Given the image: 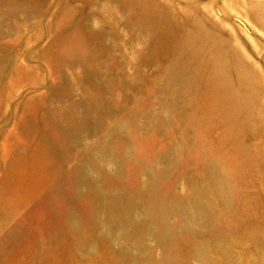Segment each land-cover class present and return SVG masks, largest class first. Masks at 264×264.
<instances>
[{
    "label": "rangeland",
    "instance_id": "374dc122",
    "mask_svg": "<svg viewBox=\"0 0 264 264\" xmlns=\"http://www.w3.org/2000/svg\"><path fill=\"white\" fill-rule=\"evenodd\" d=\"M0 264H264V0H0Z\"/></svg>",
    "mask_w": 264,
    "mask_h": 264
},
{
    "label": "bare ground",
    "instance_id": "6f19581e",
    "mask_svg": "<svg viewBox=\"0 0 264 264\" xmlns=\"http://www.w3.org/2000/svg\"><path fill=\"white\" fill-rule=\"evenodd\" d=\"M260 200V199H259ZM261 201H263V200H261ZM262 214V213H261Z\"/></svg>",
    "mask_w": 264,
    "mask_h": 264
}]
</instances>
